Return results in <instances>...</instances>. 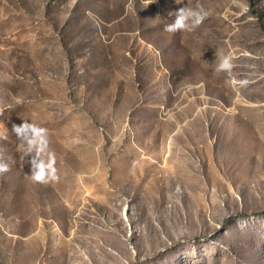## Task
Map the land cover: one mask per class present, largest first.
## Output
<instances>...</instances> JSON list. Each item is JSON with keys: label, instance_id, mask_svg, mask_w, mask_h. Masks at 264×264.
I'll return each mask as SVG.
<instances>
[{"label": "rangeland", "instance_id": "rangeland-1", "mask_svg": "<svg viewBox=\"0 0 264 264\" xmlns=\"http://www.w3.org/2000/svg\"><path fill=\"white\" fill-rule=\"evenodd\" d=\"M0 149V264H264V0H0Z\"/></svg>", "mask_w": 264, "mask_h": 264}, {"label": "clouds", "instance_id": "clouds-1", "mask_svg": "<svg viewBox=\"0 0 264 264\" xmlns=\"http://www.w3.org/2000/svg\"><path fill=\"white\" fill-rule=\"evenodd\" d=\"M169 15L174 19L164 26V31L176 33L194 31L204 22L209 13L199 4L195 8L187 4L174 12H170ZM213 66L216 72L227 74L228 80L226 82L238 89L247 88L251 83L246 78L236 79L233 77L234 63L231 54L218 55L216 52V60ZM12 133L19 141L18 148L24 152L25 158L30 157L27 162L31 166L29 175L31 180L42 185L59 182L56 153L50 148L48 129L23 119L21 124H13ZM10 168L4 150L0 149V175L9 172Z\"/></svg>", "mask_w": 264, "mask_h": 264}]
</instances>
